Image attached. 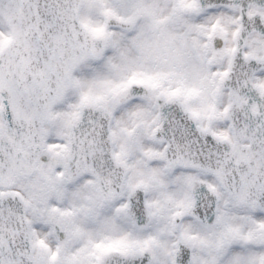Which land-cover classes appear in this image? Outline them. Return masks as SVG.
Here are the masks:
<instances>
[{"label": "snow or ice", "instance_id": "1", "mask_svg": "<svg viewBox=\"0 0 264 264\" xmlns=\"http://www.w3.org/2000/svg\"><path fill=\"white\" fill-rule=\"evenodd\" d=\"M0 264H264V0H0Z\"/></svg>", "mask_w": 264, "mask_h": 264}]
</instances>
